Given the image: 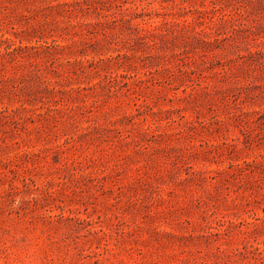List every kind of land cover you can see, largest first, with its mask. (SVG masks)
<instances>
[{"label": "rangeland", "instance_id": "1", "mask_svg": "<svg viewBox=\"0 0 264 264\" xmlns=\"http://www.w3.org/2000/svg\"><path fill=\"white\" fill-rule=\"evenodd\" d=\"M0 264H264V0H0Z\"/></svg>", "mask_w": 264, "mask_h": 264}]
</instances>
